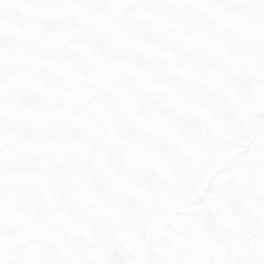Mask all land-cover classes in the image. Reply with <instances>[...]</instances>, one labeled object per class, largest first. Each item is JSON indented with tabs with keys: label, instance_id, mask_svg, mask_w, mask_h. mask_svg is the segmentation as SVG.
<instances>
[{
	"label": "rangeland",
	"instance_id": "rangeland-1",
	"mask_svg": "<svg viewBox=\"0 0 264 264\" xmlns=\"http://www.w3.org/2000/svg\"><path fill=\"white\" fill-rule=\"evenodd\" d=\"M261 119L264 0H0V264H264Z\"/></svg>",
	"mask_w": 264,
	"mask_h": 264
},
{
	"label": "water",
	"instance_id": "water-1",
	"mask_svg": "<svg viewBox=\"0 0 264 264\" xmlns=\"http://www.w3.org/2000/svg\"><path fill=\"white\" fill-rule=\"evenodd\" d=\"M264 131V124L262 125H258L256 126L255 128V133L258 134V133H261ZM231 164H226L224 166H222L220 169H224V168H227L229 167ZM219 169V170H220ZM262 234L257 232L256 230H253V229H248L246 231H244V234L242 236L243 239H249V238H254V237H261ZM117 252V249L116 248H109L107 253H106V256L104 257L105 260H108L110 259L111 257H113ZM222 259H224L227 255V251L225 250H222Z\"/></svg>",
	"mask_w": 264,
	"mask_h": 264
}]
</instances>
